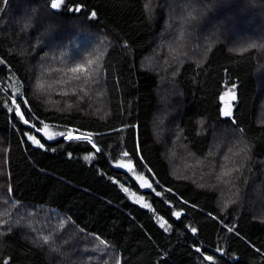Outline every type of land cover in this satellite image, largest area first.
I'll return each instance as SVG.
<instances>
[{"label":"trees","instance_id":"trees-1","mask_svg":"<svg viewBox=\"0 0 264 264\" xmlns=\"http://www.w3.org/2000/svg\"><path fill=\"white\" fill-rule=\"evenodd\" d=\"M52 3L0 0V264H264V0Z\"/></svg>","mask_w":264,"mask_h":264},{"label":"snow or ice","instance_id":"snow-or-ice-1","mask_svg":"<svg viewBox=\"0 0 264 264\" xmlns=\"http://www.w3.org/2000/svg\"><path fill=\"white\" fill-rule=\"evenodd\" d=\"M52 7H53V8H56V7H57V4L55 3V0H53ZM77 10H78V9H77ZM92 15L95 16V13H92ZM76 70H77V69H73V71H76ZM229 91H231V90H229ZM222 98H223V97H222ZM235 98H236V97H235V93L233 92V93H232V99L234 100ZM23 102L25 103V105H27V101H26V100L23 101ZM12 103H13L14 105L16 104V99H15V98L12 100ZM13 110H15L16 115L18 116V118L20 119V121H21L22 123H24L25 125L30 124V120L27 119V118H25V116L23 115V113H22V111H21L19 105H16L15 109L9 108V111H13ZM224 115H225V116H230V115H231V112H230V111H226V112H224ZM32 126L35 127V125H32ZM45 127H47V125H45ZM37 131H39V129H37ZM25 135H27V136H28V139L31 140V141H32L34 144H36L37 146H39V147H41V148L44 147V145L41 144L40 141L37 140V139L35 138V136H33V135H31V134H27V133H26ZM56 135H57V136H63L65 140H67V141H69V142H74V143H77V142H84V143H87V142L89 141V136H74V135L71 134V132H69L67 135H65V133H63V132L57 133ZM54 138H55V137H53V136H48V137H47V139H49V140L54 139ZM92 146H93L94 148H96L97 151H100V149L96 147L95 143H93ZM124 155L127 156L128 153L125 152ZM85 159H89V157L86 156ZM228 174H229L228 172H225V173H224L225 176L228 175ZM141 187H146V188L151 189V188L153 187V185H152L151 183H145V184L141 185ZM123 190H124L125 192H127L128 189H127V188H124ZM156 195L159 196L160 193L157 192ZM145 206H146V205H145ZM176 215H177V217L179 218V213H176ZM162 227H163V225H162ZM228 230H229V231H232L231 228H229ZM193 232H195V229H193ZM198 250H199V249H198ZM205 259L208 260V261H212V260H213V257H211V256H206Z\"/></svg>","mask_w":264,"mask_h":264},{"label":"rangeland","instance_id":"rangeland-1","mask_svg":"<svg viewBox=\"0 0 264 264\" xmlns=\"http://www.w3.org/2000/svg\"><path fill=\"white\" fill-rule=\"evenodd\" d=\"M232 93L233 91H227L225 92L222 97H221V100H222V109L226 111H229L231 108H232V105H233V99H232ZM41 131L42 133L45 135V136H53L55 133V130L53 128H51L50 126L47 125V127H45V125L41 128ZM72 130H67L66 132V135ZM72 132H75V131H72ZM77 133V132H75ZM78 134V133H77ZM127 166V165H126ZM135 177L136 179L138 180V182L143 185L145 183H149V181L141 174L139 173H136L135 174ZM131 197L134 199V200H138V201H142V199L137 196V195H134V194H131Z\"/></svg>","mask_w":264,"mask_h":264},{"label":"bare ground","instance_id":"bare-ground-1","mask_svg":"<svg viewBox=\"0 0 264 264\" xmlns=\"http://www.w3.org/2000/svg\"><path fill=\"white\" fill-rule=\"evenodd\" d=\"M2 14V13H1ZM3 90V89H2ZM5 93V92H4ZM6 94V93H5ZM7 96H8V94H7ZM11 100H13V97H11ZM73 131V130H72ZM72 131H70L71 132V134L72 135H74V136H85V135H82V134H80L79 135V133L77 134V133H75V132H72ZM89 140H91V138L89 137Z\"/></svg>","mask_w":264,"mask_h":264},{"label":"water","instance_id":"water-1","mask_svg":"<svg viewBox=\"0 0 264 264\" xmlns=\"http://www.w3.org/2000/svg\"><path fill=\"white\" fill-rule=\"evenodd\" d=\"M55 3L57 4L58 3V0H55ZM80 135V134H79ZM37 139V138H36ZM41 143V142H40ZM142 202V201H141Z\"/></svg>","mask_w":264,"mask_h":264}]
</instances>
